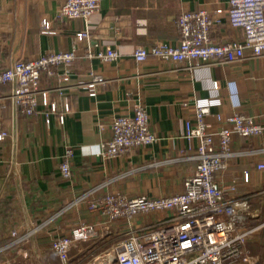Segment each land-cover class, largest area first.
I'll return each instance as SVG.
<instances>
[{
    "label": "crops",
    "instance_id": "crops-1",
    "mask_svg": "<svg viewBox=\"0 0 264 264\" xmlns=\"http://www.w3.org/2000/svg\"><path fill=\"white\" fill-rule=\"evenodd\" d=\"M65 2L0 0V70L52 52L76 49L78 53L69 81L61 82L63 70L52 79H42L57 108L50 124L41 113L28 117L18 112L6 99L12 87H0V126L9 134L0 149V264H65L52 249L54 240L79 223L100 228L105 224L85 206L64 215L59 212L95 187L100 188L96 195L116 192L126 198L183 192L197 166L192 159L197 142L185 138L186 122L194 119L196 105L210 107L207 121L214 130L222 126L216 120L219 114L264 115V56L255 58L247 52L239 62L200 68H189L188 62L164 63L152 56L144 63L134 58L138 47L178 46L177 20L182 11H227L228 0H102L100 12L88 24L60 19L59 9ZM86 29L92 36L89 46L96 53L113 49L120 54L119 60H88V42L77 37ZM212 39L242 41L243 34L224 16ZM91 69L106 80L94 91L79 87L90 79ZM137 105L147 110L157 142L104 158L99 153L112 138L114 118L133 116ZM45 110L40 106L39 112ZM68 147L74 149V156L72 176L66 180L59 166ZM232 147L245 155L233 159L217 179L223 186L236 181L238 195L251 196L256 215L249 226L254 227L264 222V171L257 170L264 162V136H234ZM245 171L249 182L243 180ZM158 218L138 217L135 223L138 230H146ZM111 227L116 234H127L120 221ZM32 230L28 240L18 243ZM247 253L254 264H264V229L252 236ZM75 257L68 264H76Z\"/></svg>",
    "mask_w": 264,
    "mask_h": 264
},
{
    "label": "built area",
    "instance_id": "built-area-1",
    "mask_svg": "<svg viewBox=\"0 0 264 264\" xmlns=\"http://www.w3.org/2000/svg\"><path fill=\"white\" fill-rule=\"evenodd\" d=\"M101 6L102 0H66L58 16L62 20H83L88 24ZM224 16L232 28L242 32V41L220 43L212 39ZM177 26L181 35L178 46L163 43L138 47L134 51L136 62L144 63L152 56L164 63L188 62L189 68H200L239 62L247 52L255 58L264 56V0H228L227 11L219 8L212 13L184 10ZM44 28H49L47 22ZM77 37L79 41L88 42L85 54L88 60H119L120 54L113 49L96 53L89 46L92 36L88 29ZM77 58V50L72 49L14 62L0 70V87L8 84L12 87L6 99L12 101L18 112L28 117L41 113L50 124L57 108L50 102L51 91L42 87V79H52L58 70H63L61 82L69 81ZM89 77L87 82H80L79 87L94 91L106 83L102 74L93 69ZM40 106L46 110L39 112ZM66 111H69L68 106ZM210 115L209 106L198 104L194 119L186 122L185 138L190 143L197 142V155L192 157L197 166L186 179L183 192L159 198H126L116 192L96 195L100 188L95 187L65 206L59 215L81 205L91 214L99 215L105 225L100 228L96 224L79 223L68 234L54 240L52 249L61 261L69 263L71 250L77 244L99 242L101 253L95 257V264H254L247 248L252 236L264 229V222L250 227L249 221L256 215L251 196H239L236 181L221 185L217 175L225 173L233 159L245 155L233 149L234 136L244 139L264 136V115L252 117L239 111L226 116L219 114L216 120L222 126L217 130L207 121ZM63 120L60 116L62 123ZM8 135L0 126V149ZM157 140L150 130L147 110L137 105L133 116L114 118L112 138L99 154L115 158ZM73 156L74 149L68 147L59 166L66 180L72 176ZM257 170L264 171V162L257 165ZM243 180L249 182V172H244ZM151 216L159 218L150 228L138 230L136 218ZM117 221L126 226L124 236L116 234L111 227ZM33 232L22 236L18 243L28 240ZM109 240L112 244L107 246Z\"/></svg>",
    "mask_w": 264,
    "mask_h": 264
},
{
    "label": "rangeland",
    "instance_id": "rangeland-1",
    "mask_svg": "<svg viewBox=\"0 0 264 264\" xmlns=\"http://www.w3.org/2000/svg\"><path fill=\"white\" fill-rule=\"evenodd\" d=\"M97 244L99 245L97 246ZM100 246H102L101 243H80L72 248L70 256L71 258H74L79 254L75 257L76 264H95V257L101 253V250H99Z\"/></svg>",
    "mask_w": 264,
    "mask_h": 264
}]
</instances>
